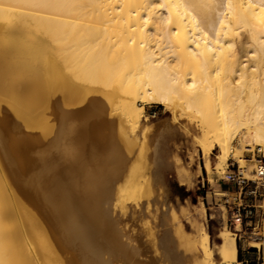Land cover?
<instances>
[{"label":"bare ground","instance_id":"obj_1","mask_svg":"<svg viewBox=\"0 0 264 264\" xmlns=\"http://www.w3.org/2000/svg\"><path fill=\"white\" fill-rule=\"evenodd\" d=\"M22 75L29 80L19 81L17 77ZM64 75L75 83L68 82L67 89L74 96L84 97L92 110L94 106H99L100 112L102 109L108 111L109 106L112 110L119 108L120 113L116 112V115L111 109L112 114L109 111L105 114L119 116L122 126H128L132 133L141 126L145 104L164 105L175 116L185 115L199 129L197 141L205 156L207 172L212 170L209 156L219 148L215 168L224 169L227 159L232 156L247 177L256 176L250 173L252 167L246 168L244 151L256 144L264 152V0H0V96L39 109L63 83ZM2 105L8 107L9 101L4 100ZM77 117L85 119L86 110ZM85 120L78 129L79 137L83 134L84 140L97 138L99 121ZM115 123L118 128L119 122ZM69 130L74 133L71 127ZM69 149L65 150L68 155ZM91 149V152L95 151ZM80 151L81 156L73 157L75 152H71L72 156L68 158L74 159L66 161L65 156V161L55 166L50 159H47L50 163L41 160L47 164L43 168L37 165L39 159L35 156L25 158V166L20 164L21 159H17L14 166L8 155L3 156L6 166L0 161V264H76L71 246L64 241L65 236H56L59 226L56 227L54 214L66 216L69 224L75 226L78 222L75 204L78 202L69 177L72 174L68 171L78 172L81 183L77 182L91 188L99 182L102 174L99 177L97 173H103L105 167L103 162L104 166L100 167L101 162L91 160L92 153ZM36 165L40 166L38 171L34 170ZM119 169L109 171L106 180ZM7 171L12 174L18 192L16 187L12 191ZM103 186L106 189L107 185ZM88 187L82 198L92 194V188ZM105 189L83 206L94 211L100 197L109 193L110 188ZM25 198L29 200L27 205L37 210L35 213L49 221L45 229L41 227L53 232V237L41 232L37 217L23 204ZM17 210L21 211L24 222H18ZM101 217L104 220V216ZM101 217L97 216L99 222ZM81 222L84 226L81 228L92 232L93 222ZM95 229L97 250L92 248V252L97 251L98 259L95 260L98 261L94 262H110L101 259V250L108 244L112 250L116 248L121 254L125 253L124 243H118L114 230L108 227L98 233ZM198 230L197 234L191 235L180 226L176 233L179 245L185 244L186 249L200 254L198 264H216L206 226L201 225ZM233 235L236 233L229 229H221L218 233L221 242L217 252L223 263L238 261V247ZM167 242L164 243L167 245ZM56 249L68 250L71 256L63 261L60 255L58 259ZM89 254L87 252L86 256ZM178 258H174V264L180 263ZM109 260L112 259L109 257Z\"/></svg>","mask_w":264,"mask_h":264},{"label":"rangeland","instance_id":"obj_2","mask_svg":"<svg viewBox=\"0 0 264 264\" xmlns=\"http://www.w3.org/2000/svg\"><path fill=\"white\" fill-rule=\"evenodd\" d=\"M17 79L21 82L29 80V78L24 75L18 76ZM62 80L63 83L58 87L53 96H51V99L46 100L44 105L39 109L32 108V104L27 103L26 106L20 105L16 100L0 96V155L2 157V159L0 158V161L2 166H6L3 156L8 155L14 166L17 165V159H21L18 161L21 165L25 166L24 164L27 162L24 163V159L33 158V156H35L41 162V164H39L38 160L37 165H42L43 168L47 165L46 163H50L48 161L49 159L52 163H54V166L58 165L59 162L65 160L69 161L72 156V149L75 148L73 151L75 152V150L79 148L76 150L77 153L72 152L74 155L73 157H75V155L79 156V151L82 150L80 153L88 152L90 155L92 153V156H90L91 160L96 159V163L101 162V166L99 165L100 167L104 165L105 167L110 166L109 168L103 167V173H97L100 175H98L99 177H101L102 174V177L100 180L98 179L99 177L96 178L100 182L96 181V183H94V185L96 184V192H94V185L92 184V181L91 185H93V187L91 188L94 193L92 192L90 196H86L84 198H82V193H85L84 190H86L85 188L88 187V184H80L81 180L80 176H77V174L79 175L78 172L73 171V169L68 171L69 175L72 174V176L69 177L73 182V193L76 195L75 200L78 202H75L76 207H78L76 208L78 222L75 223V226L78 228L69 224L66 216H64V218L63 216H57V214H54V222L56 227L59 226L56 230V236L59 238H63L65 236L64 241H68V246H71L70 251L76 257V264H98L97 262H94L98 261L95 260L98 258L96 253L97 251H94L97 250L95 246V234L97 233L94 229L97 228L95 230L99 233L108 227L114 230L115 236L119 238V240L116 238L118 243L119 241H122L119 244L124 243L123 246L125 253L121 254V252L119 250L117 251L116 248H113L112 250L109 244L108 246L105 245L101 250V253H103L101 254V259L105 262L110 261L108 263L106 262V264H174V258L176 257H179V264H198L200 262L201 255H198V253L195 254L194 252L193 254L188 247L186 249V245L184 243V245H179L180 241L178 240V235H176V233L179 231V227L183 226V228L189 231L191 235L197 234V231L199 232L198 228H200L201 225H205L210 234V242L214 250V259L216 264H264V251L259 247L252 245L257 241L260 242L264 248L263 180L261 181L262 184L259 186L260 193H257L255 196L245 194L244 190L241 193V190H239L237 185L225 179V173L227 171L240 167L239 162L230 156L224 165V169L215 168L219 157L218 155L220 153L219 148H216L211 152L209 157L212 162V170L210 173L207 172L204 166L205 156L197 141L199 129L195 127L194 122H189L185 115L175 116L171 109H166L164 105L145 104L141 126L136 133H132L127 125V127L122 126L120 123V117L115 116L117 113H120L119 108H114V110H112V107L109 106L108 111L111 109L113 114L117 112L114 116L110 115L112 114L111 111L108 112L107 110L105 111L102 109L103 112H100L101 108L99 106L97 108L100 110L98 111L94 106L93 110H95V112H93L92 106H88L89 102L85 101L84 97L74 96V94L67 89L68 82H74L67 75H64ZM4 100L9 101L8 107H4L2 105ZM83 101H85V103ZM86 102L88 104H86ZM64 105H66V107ZM86 105L88 106V110L89 107H91V112L89 110V114L87 113L88 110L86 109ZM78 110H80V112ZM85 110V119L90 121H99V128H97L98 132L96 131L99 138H92L88 136L89 139L87 138L84 140L83 138H86V136L83 134L80 135L83 140L79 137L81 132L79 130L78 133V129L83 126L86 120L78 118L77 116ZM106 112L111 113L107 115L105 114ZM96 116H102L103 118H100L102 121ZM113 119L115 122H119L118 128L116 127L117 124L113 122ZM103 121L106 123L109 122L110 126L107 124L109 127L106 123L104 124V126L108 129L105 127L103 128ZM68 127L69 129L71 127V130L74 133H69L68 131L70 130ZM103 136L106 138L104 139ZM3 142L5 143L3 144ZM27 142H29L30 145L27 146ZM87 143L89 146H87L88 148L86 147ZM18 144L22 147H17ZM91 145L95 146L91 147ZM20 148H24L23 152ZM91 148H94L93 151H95L91 152ZM258 148L261 149L262 147L255 144L252 149L244 151L247 164L246 168L250 169L252 167L250 169V173L252 175L256 173V169L258 170V166L260 164L258 159L264 155L262 149L260 153L258 152ZM67 149H69L70 155L66 152L68 151ZM49 150H51V152ZM26 151L30 153V156L27 155ZM108 153L109 155L113 154V158L111 155H108V157ZM17 156H19V158H16ZM65 156L67 158L68 156L70 157L65 159ZM41 160H44V162L46 161V165ZM37 165L34 168V170L36 169L35 171L40 169V166ZM113 168L114 170L115 168L120 169L118 172L111 175L112 177L110 176L108 180H106L108 173H110L109 171L113 170ZM102 170L97 168L98 172H102ZM75 172L76 175L74 174ZM6 174L9 175L6 176L8 181L11 182L12 191H15L17 187L15 184L13 185L12 174L9 172ZM105 174L106 176L104 177ZM249 178H255V176H250ZM77 181H80V183ZM104 181L108 183L106 184ZM102 182L104 183L102 184ZM104 184L110 188L109 193L100 197L94 211L86 209V202L88 203V200L91 201V198H97V193L104 191ZM79 185L80 187L78 188ZM89 188L90 187H88V189ZM78 189L80 190L79 193H77ZM220 190L224 191L225 194ZM228 190L237 191L238 193L236 196H231L227 192ZM16 191L18 192V189ZM17 192H14V194H18ZM26 201L29 203V200L25 198L23 204H25L28 211L32 215L37 217L38 222L41 224H39L40 227L44 226L45 229V227H47L45 225H47L49 221L47 220L46 222L44 217H40L38 213H35L37 210L32 206L29 207ZM251 204H255V207L250 208L249 205ZM250 209H253V212L249 213L248 210ZM17 213L19 214L17 218L18 222H24V217L21 211L17 210ZM87 215L90 218L88 217L89 220L85 221ZM96 215L98 218L104 216V220L102 217L100 218L103 224L101 221L99 222ZM175 215L177 218H174L176 217ZM240 215L243 220L241 226L239 223L236 224V219H239ZM251 215H253V218H250L252 217ZM92 217L93 219H91ZM64 219H66V221ZM79 220L83 222L85 221L84 223L87 221V223H91L94 220L97 221L93 222L95 227L92 232H88V230L81 228L84 226H81L83 223ZM249 220H252V222L246 224ZM106 221H108L107 224ZM68 224L69 226H67ZM95 224L98 225L99 228H103L104 224L106 225L101 230ZM178 224L181 225L178 226ZM65 226L69 227L70 230ZM73 227L78 231L79 229L82 231L80 230L78 232L76 229H73ZM41 228V232L43 234L48 236L52 234L53 237V232L49 229L44 230L43 227ZM72 229L75 232H73ZM221 229H229L236 233V235L233 236H235L238 247V261L233 263H223L220 261L221 257L217 251L218 245L221 242V239L218 236ZM69 231H72V233H69ZM83 232L85 233L84 235ZM81 233L82 235H80ZM90 233L94 234V237L91 236L92 234ZM86 234H88L89 237ZM257 236H262V239H256ZM86 238H89V240ZM80 241H82L83 244ZM86 241L88 242L86 243ZM166 241H168V246L165 244ZM166 247H168V249ZM92 248H95L93 251L96 253V258L95 255H93L94 252H92ZM60 250L58 251V249H56V256L58 257L59 255L58 259H60V255L63 261L71 256V253H68L70 251L64 250V252L63 249ZM168 250L171 252V255H169ZM187 250H189V252ZM87 252H90L91 254H89V256L87 255L88 257L86 256ZM118 252L120 254H118ZM260 252L261 254H259ZM108 256L112 260H109ZM239 258L242 260V263H240ZM90 259L94 260L91 261Z\"/></svg>","mask_w":264,"mask_h":264},{"label":"built area","instance_id":"obj_3","mask_svg":"<svg viewBox=\"0 0 264 264\" xmlns=\"http://www.w3.org/2000/svg\"><path fill=\"white\" fill-rule=\"evenodd\" d=\"M260 151H261V149L258 148L259 153H260ZM258 162L260 163V166H259V170H257V169L255 170L256 171L255 178L247 177L244 174V172L240 169V167H238V168L230 169L229 171H227L225 173V179L230 181V182H233L235 185H237L239 190H241L240 191L241 193L244 190L245 194L255 196L257 193H260L259 186H260V184H262L261 181L262 180L264 181V157L261 156L258 159ZM262 185L264 187V184H262ZM249 207L250 208L255 207V204H251V205H249ZM252 210L253 209H250V210H248V212L251 213V212H253ZM251 216L252 217H250V218H253V215H251ZM239 219H240L241 223H243L241 215L239 216ZM250 222H252V220L247 221L246 224H249ZM256 239H262V236H257Z\"/></svg>","mask_w":264,"mask_h":264},{"label":"crops","instance_id":"obj_4","mask_svg":"<svg viewBox=\"0 0 264 264\" xmlns=\"http://www.w3.org/2000/svg\"><path fill=\"white\" fill-rule=\"evenodd\" d=\"M221 191V190H220ZM222 193H224L225 194V192L224 191H221ZM228 193H229V195H231V196H236L237 195V191H232V190H228L227 191ZM237 223H239L240 224V226H241V221H240V219H236V224ZM239 231V230H238ZM253 246H256V247H259L260 249H262L263 251H264V248H263V246L261 245V243L260 242H254L253 244H252ZM239 253V252H238ZM259 254H261V252L259 253ZM240 259V258H239ZM243 260H246V259H243ZM240 263H242V260L240 259Z\"/></svg>","mask_w":264,"mask_h":264}]
</instances>
